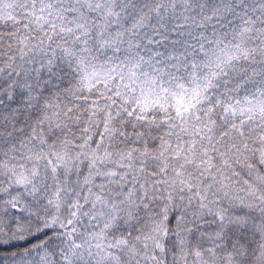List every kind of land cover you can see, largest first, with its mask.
<instances>
[{
  "label": "snow or ice",
  "instance_id": "6c2138e0",
  "mask_svg": "<svg viewBox=\"0 0 264 264\" xmlns=\"http://www.w3.org/2000/svg\"><path fill=\"white\" fill-rule=\"evenodd\" d=\"M0 264H264V0H0Z\"/></svg>",
  "mask_w": 264,
  "mask_h": 264
}]
</instances>
